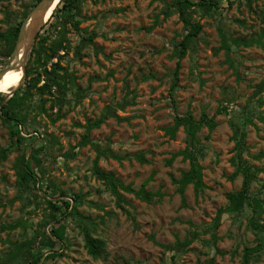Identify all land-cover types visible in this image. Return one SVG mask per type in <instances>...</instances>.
<instances>
[{
  "label": "rangeland",
  "instance_id": "374dc122",
  "mask_svg": "<svg viewBox=\"0 0 264 264\" xmlns=\"http://www.w3.org/2000/svg\"><path fill=\"white\" fill-rule=\"evenodd\" d=\"M171 1L86 0L80 30L67 23L73 45L83 36L97 33L94 44L83 49L82 60L72 63L87 94L74 105V96L69 93L72 102L63 109L67 115L55 123L46 115L34 119L31 113L23 134L29 137V150L45 143L40 156L45 183L64 189L67 199L76 193L85 196L79 210L97 222V234L106 239L108 255L94 259L87 252L81 229L71 216L64 221L65 245L56 246L63 255L42 259L40 264H210L211 260L213 264H241L244 248L257 247L264 239L251 224L253 209L249 205L223 214L220 226L214 227L218 210L229 204L227 193L243 185L242 174L230 178L236 169L231 162L235 154L231 121L237 120L247 131L248 149L243 156L259 167L249 193L264 206V93L254 95L255 86L264 80V47L234 46L229 54L225 50L216 53L221 44L220 27L233 37H249L264 30V18L258 14L264 9V0L257 1L254 11L244 4L238 6L237 1L229 6L228 0H220L222 7L213 16L194 13L203 31L182 59L179 85L173 91L176 104L170 96L177 62L174 47L187 30L177 12L165 17L163 11ZM29 3L0 0V31L19 22ZM7 12L12 13L10 19ZM57 20L54 17L45 24L41 33L54 37ZM73 57L70 51L63 63L68 64ZM147 76L150 78L145 79ZM127 94L135 103L118 109L126 119L118 122L111 117L91 132L95 142L110 146L122 160L101 156L98 164L136 189L149 180L146 188L162 195L146 202L122 191L127 199L125 211L94 173L95 148L90 144L77 147L75 158L63 155L81 140L87 120L97 118L107 104L120 102ZM187 110L195 119L204 112L214 116L217 126L212 131L207 126L199 131L206 187L196 192L189 184L182 196L173 177L180 178L189 161L174 154L186 147L187 133L181 127L171 139L165 128L173 124L176 113ZM9 128L0 119V150L11 145ZM52 135L58 143L49 140ZM21 153L22 148H13L7 159L0 161V226L23 223L14 230H0V264H30L21 256L8 260V253L14 243L32 237L50 212L41 198L28 208L21 200H13L17 192L14 164ZM141 153L150 162H141ZM259 220L264 223V212ZM187 237L193 238L188 246H177V241ZM174 245L177 248L170 249ZM250 264H264V245L252 253Z\"/></svg>",
  "mask_w": 264,
  "mask_h": 264
},
{
  "label": "trees",
  "instance_id": "16d2710c",
  "mask_svg": "<svg viewBox=\"0 0 264 264\" xmlns=\"http://www.w3.org/2000/svg\"><path fill=\"white\" fill-rule=\"evenodd\" d=\"M39 1L30 0V3L25 6L22 12L20 21L10 23L6 31H0V44L2 45L0 55L7 56L12 52L22 21L31 8ZM85 1L60 0L51 17L45 23H49L54 17L58 19L55 36L44 35L40 31L27 62L26 77L23 85L7 100L8 93L0 92V119L10 127L9 133L12 140L10 147L0 150V161L8 158V152L11 149L22 148V153L14 164L17 192L13 200H21L22 206L28 208L30 205L38 204L37 200L41 198L47 202L50 210L48 217L37 225L32 237L14 243L13 248L8 253V260L13 261V259L21 256L28 259L30 261L28 263L30 264H40L42 259L47 260L62 256L63 251H58L56 246L59 244L62 246L65 245L67 235L65 233L66 224L64 221L71 216L76 219L81 229L87 252L94 259L104 258L108 255L106 239L97 234V222L94 218L85 215L79 210L85 200V196L76 193L73 197L67 199L69 195H67L64 189L55 183H45L44 168L40 160L41 153L45 149V143L34 146L29 150L30 146L27 145L29 137L23 134L27 123L32 118L36 119L38 115H46L55 123L67 115V110H63L64 106L70 104L72 99L74 105L79 104L87 94V89L81 87L77 81L78 76L72 63L76 60H82L83 49L90 44H94L97 33L92 32L87 36H83L79 44L73 45L68 35L69 29L67 28V23L72 22V25L77 30H80V23L85 19L82 16V5ZM235 1H237L238 6L244 4L251 11H254V5L257 4L258 0H228L229 6H232ZM221 7L220 0H172L164 9L165 17H169L177 12L183 22V26L187 30L184 38L174 47V56L177 57V62L174 71V81L170 87V96L173 102H175L173 91L179 85L178 79L180 69L182 68V59L186 56L193 41L203 31V24L194 19V13H199L202 16H213ZM258 14H261L264 18V9H261ZM11 15V12L6 13L8 19L11 18ZM43 28H45V25ZM153 28L154 26L150 27V30ZM219 35L221 37V44L216 49V53L220 50H225L229 54L234 46L252 47L257 45L264 47V30L257 35L249 37H233L227 33L224 27H220ZM70 51L74 52L73 60L69 61L68 64H64L63 60ZM228 60L231 65L234 64L230 57ZM148 78L150 76L145 77V79ZM131 92L129 90V94ZM69 93L73 94L74 97L72 99L69 98ZM262 93H264V80L255 86L254 95L258 97ZM129 94L120 102L107 104L97 118L87 120L84 125L85 132L81 140L72 146L73 150L63 155L66 159L75 158L77 155L75 149L77 147L90 144L95 148L97 156L94 159V173L98 179L106 184L107 188L115 196L116 204L125 211L127 209L124 203L127 202V199L122 191L132 193L136 198L146 202H152L154 197L161 196L162 194L159 191H151L146 188L149 180L145 181L140 188L136 189L131 185H126L114 173L102 170L98 164L101 156L113 157L118 160H122V156L116 153L110 146L103 147L98 142H95L91 138V132L96 128H100L111 117L115 118L118 122L125 120L126 117L118 114V109H125L129 103H135L134 99L131 101ZM36 96L39 98V102H36ZM132 98H135V94ZM48 103L49 106L47 105ZM175 108L177 109V106ZM224 111H226V108ZM31 113H33L32 118L30 117ZM204 126H207L210 131L215 129L217 126L215 117H209L204 112L199 119H195L193 113L187 110L185 113H176L173 124L165 128V133L171 139H175L181 127L187 133L186 147L174 154V157L181 155L183 159L189 161L188 170L182 171L180 178L173 177V182L178 185V191L182 196L189 184H193L196 192H200L206 187L204 181L205 167L200 162L202 144L199 137V131ZM231 126L233 128V140H235V154L231 157V162L236 169L230 178L234 180L239 174H242L243 185L240 190L227 193L229 204L227 207L218 210L214 227L217 228L220 226V220L223 214L227 212H238L245 205H249L253 209V217L251 218L253 228L264 234V223L259 220L264 212V206L259 199L252 197L249 193L251 182L256 178L259 167L249 163L243 156L244 151L248 149L246 145L247 131L245 126L241 125L237 120L231 121ZM49 140L52 143H58V140L53 135ZM28 153L29 157H27ZM138 158L141 162H150L143 153ZM30 194L34 198L30 197ZM21 225L23 223L18 221L0 226V230H14ZM192 240L193 238L187 237L183 241H177L176 244L177 246L186 247ZM259 243L257 247L244 248L241 264H250L252 253L258 250V247L264 245V239L261 238ZM175 246H171L170 249H176L177 247ZM210 264H213V260L210 261Z\"/></svg>",
  "mask_w": 264,
  "mask_h": 264
},
{
  "label": "water",
  "instance_id": "95a60500",
  "mask_svg": "<svg viewBox=\"0 0 264 264\" xmlns=\"http://www.w3.org/2000/svg\"><path fill=\"white\" fill-rule=\"evenodd\" d=\"M55 1L56 0H40L31 8L20 25V29L12 52L9 55L0 58V79L10 69L22 68L23 70L22 82L8 93V98L12 96L14 92L24 83L26 77L27 62L30 58L37 36L46 23L45 22L41 24L40 27L31 34L34 29L33 23H35V17L43 11H47V9L50 8L55 3Z\"/></svg>",
  "mask_w": 264,
  "mask_h": 264
},
{
  "label": "bare ground",
  "instance_id": "6f19581e",
  "mask_svg": "<svg viewBox=\"0 0 264 264\" xmlns=\"http://www.w3.org/2000/svg\"><path fill=\"white\" fill-rule=\"evenodd\" d=\"M59 2H60L59 0H56L55 3L50 8L47 9V11H43L35 17L36 20L35 23H33L34 29L33 32H31V34L34 33V31L37 30L41 24L48 21L54 9L56 8V5H58ZM22 80H23L22 68L20 69L14 68L8 70L0 79V92L9 93L12 89L17 87L22 82Z\"/></svg>",
  "mask_w": 264,
  "mask_h": 264
}]
</instances>
